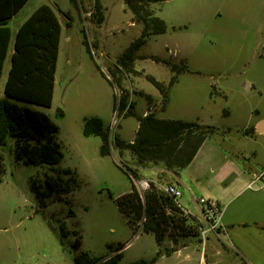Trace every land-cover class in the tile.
<instances>
[{
	"label": "rangeland",
	"instance_id": "1",
	"mask_svg": "<svg viewBox=\"0 0 264 264\" xmlns=\"http://www.w3.org/2000/svg\"><path fill=\"white\" fill-rule=\"evenodd\" d=\"M42 4L51 6L62 24L53 104L41 110L59 128L57 137L63 158L58 171L52 172L46 166L15 162L12 141L0 148L4 167L0 178V264H74L78 252L73 246L79 235L80 250L93 256L109 255L110 245L123 246L133 238L115 204L118 196L130 190L129 177L117 165L135 173H141V167L126 151L100 156V138L82 135L84 118L99 117L111 136L118 134L126 141L135 136L137 127L135 117L122 115L128 109L139 116L151 112L163 119L230 126L226 135L209 140L194 166L185 172L197 168L208 176L211 168L216 169L217 160H210L207 150L230 155V149L241 144L237 129L244 124L247 111L251 107L264 110V75L258 68L264 64V0H161L150 4L160 20L165 17L182 25L189 9L198 11L199 18L186 28L164 24L163 32L148 36L143 47L135 52L131 70L120 68L117 73L120 88L109 84L111 76L107 69H113L117 58L140 37L143 29L125 8L124 0H75V4L70 0H29L10 26L14 27L15 22ZM156 57L178 66L184 58L188 69L177 75L168 92V103L146 79L153 77L166 90L174 75L156 62ZM8 68L9 60L0 80L1 96ZM214 84L226 99L215 95ZM248 84H254L256 91L249 93ZM124 95L127 106L118 114V102ZM57 108L63 110V117L55 115ZM260 148L264 149V141ZM65 168L75 173L74 183L69 184L70 176L60 171ZM48 180L56 187L57 182L68 183L69 192L53 191L37 201L31 184L47 193ZM132 180L139 188L140 176L137 174ZM194 182V195L198 198L202 182ZM62 224L77 235L70 234L61 245ZM139 237L122 252L120 264L149 260L155 255L154 239ZM211 239L221 249L214 235ZM184 243L188 247L181 255L156 264H183L191 251L198 258L201 246L196 244L197 238ZM213 252L208 255L211 264H240L230 252ZM116 253L117 250L113 255Z\"/></svg>",
	"mask_w": 264,
	"mask_h": 264
},
{
	"label": "trees",
	"instance_id": "2",
	"mask_svg": "<svg viewBox=\"0 0 264 264\" xmlns=\"http://www.w3.org/2000/svg\"><path fill=\"white\" fill-rule=\"evenodd\" d=\"M27 1L0 0V78L10 39L7 21ZM160 1L124 0L125 8L132 14L135 22L143 25V29L140 37L130 43L117 58L113 69H107L111 81L106 80L111 86L121 87L117 73L120 68L125 71L131 70L135 52L143 47L146 38L164 31L162 20L149 8L150 4ZM70 2L75 4V0ZM96 7L98 9L99 5L96 4ZM151 26L153 29L150 28ZM60 39L61 25L53 9L48 5H41L16 33L11 65L4 84L3 96L0 98V148L8 141H12V155L15 162L24 166H46L52 172L58 171V164L63 158L57 137L59 128L41 109H49L52 106ZM83 43L85 45L84 41ZM155 61L168 67L174 74L166 90L153 77L146 78L166 103L169 89L176 82L177 75L188 69L185 62L178 66L168 59L156 57ZM126 106L127 95H124L118 102V114H122ZM113 108L117 109L115 99ZM55 115L63 117L64 112L57 108ZM122 115L136 118L138 127L133 141H126L118 134L111 136L108 127H105L97 116L83 119L82 135L100 138V156H110L113 151L121 155L126 151L135 165L141 168L162 164L166 168L180 170L192 161L203 141L216 131L213 126L196 122L160 119L151 112L139 116L128 109ZM117 167L129 177L130 190L118 196L115 204L133 236L137 233L151 234L157 245H160L165 238H170L176 243L178 238L197 235L195 226L187 224V218L173 206L168 195L159 191L152 183H149V188L141 193L132 180L137 178V173L118 165ZM60 171L70 176L69 184L75 182V173L71 169L65 168ZM3 172V157L0 154V178ZM58 182L56 187L54 183L46 181L47 193L40 191L38 186L32 183L31 191L35 199L41 201V197H47L53 191L62 190L68 193L69 184L62 185ZM109 196L111 197L110 194ZM168 209L170 213H167ZM70 234L77 235V232L68 231L62 224L59 229L61 245L62 239L69 237ZM80 238L79 235L73 246L78 252L73 258L74 264H119L120 253L113 256L93 257L88 252L81 251ZM121 247V245L109 246V250H119ZM155 260L156 257L132 264H151Z\"/></svg>",
	"mask_w": 264,
	"mask_h": 264
},
{
	"label": "crops",
	"instance_id": "3",
	"mask_svg": "<svg viewBox=\"0 0 264 264\" xmlns=\"http://www.w3.org/2000/svg\"><path fill=\"white\" fill-rule=\"evenodd\" d=\"M29 1V0H28ZM27 1V2H28ZM195 1V0H190ZM25 3V5L27 4ZM24 5V6H25ZM43 5V4H42ZM47 5V4H44ZM23 6V7H24ZM41 6V5H40ZM39 6V7H40ZM49 6V5H48ZM23 7L18 10L8 21L7 27L10 29V39L8 43L6 57L3 63V69L5 62L9 60V68L6 73L7 75L11 65V56L14 52V42L16 33L19 27L30 17V15L38 8L32 11L31 14L25 15L24 19L20 22H15L14 27H11V22L20 13ZM51 7V6H50ZM52 8V7H51ZM53 9V8H52ZM57 20L61 25V21L53 9ZM219 12H216L217 15ZM199 18V12L195 9H189L187 16L183 18V24L172 22L163 17L161 20L163 24H167L170 28H181L188 27L191 24L197 23ZM61 45V39H60ZM59 45V49H60ZM59 56V53H58ZM184 60L185 59H181ZM58 61V60H57ZM186 63V62H185ZM261 75H264V64L258 66ZM3 69L1 78L3 75ZM57 70V67H56ZM56 75V72H55ZM259 79L261 76H258ZM0 78V80H1ZM5 79V81H6ZM5 84V82H4ZM247 91L249 93L255 92L254 84H248ZM257 89V92H261ZM213 88L216 89V94L226 99L225 93L217 88L214 84ZM4 89V86H3ZM55 89V83H54ZM3 96V95H2ZM0 94V98L2 97ZM54 97V92H53ZM168 103V100H167ZM53 104V101H52ZM167 105V104H166ZM166 107V106H165ZM225 114H228L227 112ZM158 117V116H156ZM160 118V117H158ZM163 119V118H160ZM264 119V110L260 111L255 107H251L244 118V124L238 130V136L241 137V144L237 145L233 149H230L231 154L218 155L213 149L207 150V156L210 160L216 159V169L211 168L209 175L200 173L199 169L193 168V171L189 173L186 170H190L194 166V162L202 149L205 148L209 140L214 136H224L228 133L232 127L230 126H215L205 123L203 125L213 126L216 131L211 136L207 137L200 145L192 161L180 170H169L162 164L149 165L144 168H140L141 173H137L141 180L147 181L148 183L154 184V186L162 192V189L167 185H175L182 191L181 204L188 212L187 224L194 225L196 223H202L200 215V208L196 203V192L194 191V181L202 182L200 188V195L198 198H206L218 203L221 207V231L218 234L209 233L207 238L202 240L199 234L195 236L181 237L178 238L174 243L170 238H165L160 245H157L155 238L151 234L137 233L131 238L130 241L126 242L119 250L118 253L122 252L130 247L133 240H138L141 235L151 236L155 242V255L156 260L151 264L165 259H170L174 255H181L182 251L188 247L184 241L186 239L197 238L198 246H201L198 258L195 257L194 252H187L185 255V263L183 264H211L208 262V255L210 251L213 253H228L236 259L240 264H264V191L248 189L247 183L255 173L264 171V149L260 148L264 141V132H257V125ZM103 122V121H102ZM105 127H108L104 124ZM138 127V123H137ZM136 127V130H137ZM135 137V136H134ZM134 137L130 141L134 140ZM101 144V141H100ZM130 156V155H129ZM214 175V178L211 176ZM202 178L204 180L202 181ZM126 222V221H125ZM129 228V227H128ZM130 230V229H129ZM131 232V230H130ZM214 235L217 242L220 244L221 249L217 247L215 241H211V236ZM112 246V245H110ZM197 246V245H196ZM83 251V250H82ZM110 251V250H109ZM116 250L110 251L113 255ZM88 252V251H86ZM89 253V252H88ZM103 256H111V255ZM89 255H91L89 253ZM93 256V255H91ZM96 257V256H93ZM151 258V259H152ZM120 259V260H121ZM149 259V260H151ZM144 260V259H141ZM140 261V260H138ZM148 261V260H145ZM137 262V261H136ZM120 264V261L118 262ZM132 264V263H131Z\"/></svg>",
	"mask_w": 264,
	"mask_h": 264
},
{
	"label": "built area",
	"instance_id": "4",
	"mask_svg": "<svg viewBox=\"0 0 264 264\" xmlns=\"http://www.w3.org/2000/svg\"><path fill=\"white\" fill-rule=\"evenodd\" d=\"M138 187V190L143 193L149 188V183L147 181L141 180L139 181ZM246 187L248 189L264 191V171L255 173L247 183ZM162 192L171 198L173 206L182 214V216L188 217L189 212L179 203V199L182 196V191L177 186L167 185L162 189ZM195 200L200 208L202 223H196L194 226L201 239H206L209 233H220L222 230L220 224V205L215 201L203 197L196 198ZM167 213H170L169 209L167 210Z\"/></svg>",
	"mask_w": 264,
	"mask_h": 264
},
{
	"label": "water",
	"instance_id": "5",
	"mask_svg": "<svg viewBox=\"0 0 264 264\" xmlns=\"http://www.w3.org/2000/svg\"><path fill=\"white\" fill-rule=\"evenodd\" d=\"M257 132H259V133L264 132V119L262 121H260L259 124L257 125Z\"/></svg>",
	"mask_w": 264,
	"mask_h": 264
}]
</instances>
